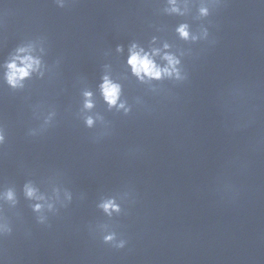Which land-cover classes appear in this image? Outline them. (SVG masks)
Returning <instances> with one entry per match:
<instances>
[{
	"label": "water",
	"instance_id": "95a60500",
	"mask_svg": "<svg viewBox=\"0 0 264 264\" xmlns=\"http://www.w3.org/2000/svg\"><path fill=\"white\" fill-rule=\"evenodd\" d=\"M165 6L0 0V64L33 41L45 65L23 89L0 80V189L19 201L4 212L13 227L0 238L4 264H264V3L223 0L208 18L212 45L177 40L172 29L191 16H166ZM152 35L191 49L186 81H154L151 92L128 74V44ZM106 64L133 106L127 116L99 96ZM84 90L95 104L87 114L102 117L92 128ZM27 181L46 197H72L47 226L24 198ZM106 196L123 202L110 221L96 208ZM99 223L125 247L104 244L92 231Z\"/></svg>",
	"mask_w": 264,
	"mask_h": 264
},
{
	"label": "clouds",
	"instance_id": "9594fccd",
	"mask_svg": "<svg viewBox=\"0 0 264 264\" xmlns=\"http://www.w3.org/2000/svg\"><path fill=\"white\" fill-rule=\"evenodd\" d=\"M66 2L67 0H54V3L60 8L65 7ZM164 2L166 5L163 8L164 15L174 17L191 16L192 23L187 19H181L172 29L177 40L188 45L215 44V40L210 36L211 24L208 18L217 8L222 6L223 0H164ZM260 2L264 3V0H260ZM193 7H195L194 13L192 12ZM157 31H160V29H157ZM115 50L117 53L125 52V48L121 44H117ZM43 52L44 48L38 42L28 41L17 45L0 64V69H2L0 80L9 89L20 90L25 87L24 82L31 79L34 74L38 78L43 77L45 73V65L41 59ZM190 53L191 49L174 47L168 40L158 39L156 35H152L146 46L136 40H132L128 44L124 65L128 74L138 84L148 85L149 91L156 92V87L152 85L154 81L180 84L187 80L188 75L183 65V59ZM104 68V74L101 75L100 82L97 85L99 96L103 103L107 105L108 110L122 111V114L127 116L132 111L133 106L122 98L124 85L119 77H114L111 74L109 65H104ZM81 95L83 98V124L86 128H92L98 120H102V117L87 114L95 107L93 92L84 90ZM140 102V98L137 97L135 103ZM45 123L47 124L48 120ZM30 134L34 135V133ZM5 140V133L0 129V145H3ZM22 191L26 200L33 201L30 207L31 211L36 214V223L45 226L48 225L50 215H56L60 209L67 207V203L71 202L72 199L71 195L66 192L64 199L61 200L55 189L53 190V196L46 197L39 192L31 181L23 184ZM18 203L13 188L0 189V238L10 236L13 232V227L4 214L5 208L15 209ZM122 204L123 202L116 196H106L100 198L96 208L110 221L113 217L121 214ZM92 231L99 234L104 244L110 245L114 249H123L127 243L125 239L118 237L108 223L96 224ZM0 264H4L2 259H0Z\"/></svg>",
	"mask_w": 264,
	"mask_h": 264
}]
</instances>
